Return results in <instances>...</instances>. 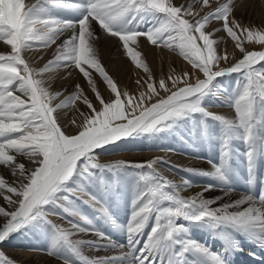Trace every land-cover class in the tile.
I'll use <instances>...</instances> for the list:
<instances>
[{
  "label": "snow or ice",
  "instance_id": "6c2138e0",
  "mask_svg": "<svg viewBox=\"0 0 264 264\" xmlns=\"http://www.w3.org/2000/svg\"><path fill=\"white\" fill-rule=\"evenodd\" d=\"M199 3L201 8L194 11L191 4L185 7L173 0H35L30 4L0 0V42L10 47L7 54H0V166L14 178L9 183L0 174V198L5 202L0 205V245L13 234L34 229L49 240L44 251L62 264H231V256L242 251L238 237L264 249V177L259 195L253 191L259 162L264 160V50L244 46L245 41L253 49L264 46V26H244L236 20L233 0ZM68 14L73 18H65ZM213 21H222V30L242 54L226 67L221 63L231 57L227 52L218 54L213 34L221 29L211 28ZM95 27L101 36L118 38L126 55L145 72L148 65L136 50L141 37L152 46L178 52L192 70L175 78L169 75L170 85L164 78L158 85L146 82L148 91L139 97L121 92L102 66ZM65 33L69 35L57 46L54 59L40 69L30 66L26 51L34 45L47 48ZM61 68L79 70L96 104L79 83L64 100H59L61 92L50 91L48 81L55 77L45 80L44 74ZM93 70L114 98L106 100L97 90ZM232 74H237L236 86L227 92L218 79ZM221 91L226 95L219 102L234 108V119L209 110ZM76 101L89 111L78 109L82 119L71 122L76 133L66 134L58 123L59 112ZM186 130L193 140L219 142V161H208L211 171L185 169L216 181L206 184L205 192L227 188L228 195L234 190L236 141L245 145L249 191L231 203L212 207L219 198L183 197L180 193L190 182L176 185L163 177L157 169L168 164L163 158L147 162L99 158V150L107 152L108 146H118L122 140L165 133L184 140ZM126 183L129 219L121 224L112 208L123 199L120 189ZM51 216L64 219L70 227L54 223ZM103 225L123 233L126 243L112 240ZM192 228L208 230L221 239V250L213 251L193 238ZM79 234L97 239H73ZM84 247L116 254L88 257ZM0 264L18 262L0 250Z\"/></svg>",
  "mask_w": 264,
  "mask_h": 264
},
{
  "label": "rangeland",
  "instance_id": "374dc122",
  "mask_svg": "<svg viewBox=\"0 0 264 264\" xmlns=\"http://www.w3.org/2000/svg\"><path fill=\"white\" fill-rule=\"evenodd\" d=\"M198 1L199 0H196V2H198ZM34 2H35V0H29L26 2V4H30V3H34ZM173 2L176 4H183L185 7H188L191 4L194 11H197L201 8V4L198 5L196 2L193 3V0H190V1L182 0L181 2H180V0H173ZM250 7H251L250 11H252L250 16L252 18H253V15L255 14V15L264 19V4H263L262 0H252ZM233 16L235 17L236 20H238L244 26H252L254 28H260V27L264 26L262 24H258V25L257 24H255V25L248 24L249 14H247V13L242 14L239 11L236 12V9L233 11ZM65 18H73V17L70 14H68L65 16ZM261 18H260V20H261ZM215 23H217L219 25H216ZM262 23L264 24V21ZM211 28H218V29H221L220 31H222V32L218 31V32H215L213 34V38L216 39L218 42L217 43L218 54H221L222 51L220 50L221 49L220 45L223 43L222 41H224L225 36H227L226 32H224L222 30V21H213L211 24ZM211 28L209 30H211ZM95 34H96V36L100 37L98 39V41L96 42V47L99 51V58L101 60L102 66L105 68V70L109 73V75L116 82V84H117L118 88L121 90V92H127L130 95H133L134 97H139L141 92H147L148 91L146 82H153L154 81L158 85L160 78L164 77L166 82L169 83V85H170L171 82L169 80H167L169 72H172L173 78H175L176 76H183L184 72L182 71V69H183V66L186 65L184 63L181 66V63H180V65H178V64H176V61H175L174 64H175V70L176 71L172 70V68L171 69L168 68V63L161 65V67L159 66V68H158V66L155 67V66L151 65V63L149 62V59L146 56L145 41L142 40L141 38L139 39V46L136 48V50L141 52V58L148 65V68H149L148 72H145L142 68H137L133 62L132 63L127 62V58H129V57L124 52L122 45L117 40V38H112V37H109L106 35L101 36V30L98 27H95ZM146 41H147V39H146ZM233 42L235 43V41H233ZM148 43L150 44V42H148ZM246 43H247V41H245V44H244L245 47H246ZM52 46H53V44L47 48H43V47H39V46L34 45V47L32 49H30L24 53V56L29 61V55H27L28 52L31 53L32 55H36L38 53L43 54V53H47L48 50L51 49ZM160 47H162V46H160ZM228 48L230 49V51H228V54L231 57V59L227 63L235 62L236 60L241 58L242 54L239 52L238 49L235 48V45L232 47L228 46ZM251 50H259V49L256 46L255 49L252 48ZM8 52L9 51H7L6 49H2L0 47V54H7ZM55 53H56V48L50 54L49 59L45 63L38 65L36 69H40V68L44 67L48 63V61L54 59ZM176 53L179 54L178 52H176ZM186 62H188V61H186ZM125 63L131 64V66L135 70H137V73H134L132 76H129L130 73L126 69ZM227 63L224 62V64H221V66H224ZM29 64H30V62H29ZM38 64H40V63H38ZM187 65L190 66L189 70H187L190 72L192 70V66L190 63ZM178 68H179V71H178ZM168 69H169V71H168ZM92 75H93V79L96 80L97 90L101 93V95L106 100L114 98V94L110 95V89L107 88L106 83L103 82V80L99 76V74L93 70ZM134 76H138V80L141 82L140 85H138L136 83ZM150 77H151V79H150ZM79 81H82V83L85 84L83 87L84 93L89 97V99L93 100L94 104H96L95 94L92 92L91 86L87 84V82L83 78L82 74L80 75L76 84L79 83ZM236 82H237V74L224 76V77H221L218 79V83L222 86V88L224 90H227V92H231L233 90V88L236 86ZM134 84L137 85V87L141 86L142 89L135 91L133 89V87L135 86ZM80 85L82 86V84H80ZM72 87H74V86H72ZM71 89L72 88H70V90L66 93H64V91L63 92L59 91V92L63 93V94H61V96L63 95V97L60 98L61 97L60 96L59 100H64V99L68 98L74 92ZM58 90L59 89H57V88L56 89L51 88L50 91L57 92ZM161 94H163V93H161ZM225 95H226V93L224 91H221L218 94L219 99L217 101H214L213 104L208 106L209 110L214 112V113H217V114L226 115L223 111L215 112V110H213V108L218 109L219 107H221L222 110L225 108L226 109L229 108L228 109L229 113L231 110L232 115H229V116L226 115V116L228 118L234 119L235 118L234 108L229 107V106H225L224 104H221L219 102L220 100H223L225 98ZM122 99H126V98L122 96ZM77 104H79V106L75 107V105H77ZM96 106L98 107L99 105L97 104ZM78 109L85 112V113H87L89 111L87 109V107L85 105H83V103L81 101H76L75 104L67 107L63 117H68V115H70L72 118H74V120L79 122L82 119V117L80 116V112L78 111ZM59 121H60V118L58 120V123H59ZM61 127H62V130H64L66 132V134H68V132H70L68 130V124L67 125H61ZM213 130L215 131V126H214ZM71 132H72L71 134H75L76 129L74 131H71ZM182 135L185 136L184 140H181L179 135H172V134H166V133L160 134V135L153 137L151 139L146 138V137H141L138 139L129 138V139L120 141L118 146H111V145L108 146L107 152H105L103 150H101V151L103 152L104 155H112V153H118V152H120V153H123V152L134 153L135 151H137L139 149L140 150L145 149L146 151H149V150L150 151H162V150L167 151V150L173 149V148H169L170 146L168 145L169 144L168 141L173 143V141H176V140L180 142L182 149L187 150L188 153L190 150L194 153L197 152V151H193L194 149H196L195 142L198 143L200 149H214V147L219 145V142L217 140H212L211 142H206V141L200 140V139L193 140V139L188 137L187 130L184 133H182ZM164 137H166V138H164ZM243 146H245V145L239 141L233 142L234 154L238 153V150L242 149ZM175 153H177V152H175ZM210 153H211V151H210ZM189 154H192V153H189ZM159 158H163V157H159ZM163 159L167 160L168 164H161V165H163L165 168H169V170H171V171L175 170L176 171L175 172L176 178L178 177L179 174H181L182 176L179 175L181 178L184 177L183 179L192 181V183L208 182L206 177H203L200 175H194V174H191V173L185 171V169H194V168L186 167L185 165L180 164L178 162H175L174 160H170L169 158H166V159L163 158ZM116 160H125V161H131V162H143L142 160L135 161L132 158H128V157L126 158V156H121L120 158L116 157ZM101 161L102 162H110V161H115V160L111 159V160H106V161L101 160ZM0 174H3V176L8 180L9 183L13 182L12 181L13 178L11 179V178H8V176H6L7 172L3 166H0ZM163 177L172 181V178L169 176H163ZM173 179H175V178H173ZM120 193H121L123 199L118 204H115L113 206L112 212H113V215H115V216L118 214V212L121 213L123 215V218L125 219V223H126L127 220L129 219V202H130V189H129V186L127 183L120 189ZM180 194L185 198L192 197V195H188V194L186 195V194H183L182 192ZM219 195H220V193H218V196ZM3 204H4V202H1V200H0V205H3ZM220 205H218V206H220ZM83 210H86L90 217L93 216V213L90 209L84 208ZM56 218H57V216H51L50 217V219L54 223L61 224V222H59L58 219H56ZM70 219H74V218H70ZM97 226H100V224L98 223ZM103 229L106 230V232H108V231L114 232L115 231V229H113L110 225H103ZM29 231L30 230H23L19 233L13 234L11 236V238L8 239L1 246L6 245L11 240H20V241H22L23 244H25L26 248H31L35 251H39L41 253L47 254L44 250L49 247V240L44 235L39 233L38 231H35L34 232L35 234H31L29 237H27ZM31 231L33 232L34 229H32ZM33 235H35V236L32 237ZM116 238L117 237H115L114 241L119 243V241L116 240ZM73 239H80V238H78V237L74 238L73 237ZM30 240H32V242L29 244ZM121 240L123 243H125V241H126L125 236H124V239H121ZM215 243H216V240L212 239L210 241V248L214 247L215 249H217V246L214 245ZM212 245H214V246H212ZM82 251L86 256L94 257L90 251H86L85 249H82ZM47 255L51 257V255H49V254H47ZM52 258H54V260H59L54 256H52ZM59 261H61V260H59Z\"/></svg>",
  "mask_w": 264,
  "mask_h": 264
},
{
  "label": "bare ground",
  "instance_id": "6f19581e",
  "mask_svg": "<svg viewBox=\"0 0 264 264\" xmlns=\"http://www.w3.org/2000/svg\"><path fill=\"white\" fill-rule=\"evenodd\" d=\"M25 1L27 2L29 0H25ZM181 1L182 0H180V2ZM186 1H190V0H186ZM251 1L252 0H234L233 1V9L234 10L236 9V12L239 11L242 14H245V13L249 14L248 24H251V25L262 24V25H264L262 23L264 21L263 18L255 15V14L253 15V18L250 16L252 13V11H250L251 10V7H250ZM220 2L221 3L226 2V0H220ZM262 2L264 4V0H262ZM196 3L198 5L200 4L199 1ZM260 18H261V20H260ZM215 24L219 25L217 23H215ZM220 32H222V31H220ZM68 35H69V33H65L64 35L60 36L56 40V42L53 44L51 49L48 50L47 53H43V54L38 53L36 55H32L31 53L28 52L27 55H29V62L31 64L30 66L36 69L38 65L45 63L49 59L50 54L55 50V48H57L58 45H60L67 38ZM141 39L145 41V52H146V56L149 59V62L151 63V65H153L155 67L158 66V68H159V66L161 67V65L168 63V68H170V69L172 68V70H175V64L174 63L176 61V64L180 65V63H181V66L183 65V63L186 64L183 66V69H182L183 72L189 70L190 66L187 65L189 63L186 62L184 60V58L181 57L176 52H173V51H171L167 48H164V47L152 46L146 41L145 38L141 37ZM117 40H118V38H117ZM222 42L223 43L220 45V47H221L220 50L222 51V53L223 52L228 53V51H230L228 46L232 47L235 45L233 40H231L230 37H228V36H225L224 41H222ZM0 47L2 49H6L7 51H10V47L5 46L2 42H0ZM257 47L259 50H264V46L257 45ZM246 48L248 50H251L253 47L249 42H247ZM127 62L132 63V61L129 58H127ZM38 63H40V64H38ZM232 63H234V62L227 63L222 67L229 66ZM221 64H224V62H222ZM125 67L128 70V72L130 73L129 76H132L134 73H137V70H135L131 66V64L125 63ZM168 71H169V69H168ZM178 71H179V68H178ZM68 72H72L71 77L68 76ZM51 75H54L55 78L48 81V84L50 85V90H51V88L52 89L57 88V89H59L58 91H62V92L64 91V93H66L70 90V88H72L71 90H73V91L75 90L74 87H72V86H74L76 84V82L79 79L81 74L79 73V70L61 68V69H53L51 72L45 73L43 78L47 80L48 76H51ZM169 75H172V72H169L168 76ZM162 78H164V77H162ZM134 79L137 81L138 76H134ZM79 84H82V88L85 85L84 83H82V81H79ZM133 89L135 91H137V90L142 89V87L141 86L137 87V85H135L133 87ZM62 97H63V95L60 98H62ZM58 101L59 100H57L55 102H58ZM77 106H79V104L75 105V107H77ZM66 109L67 108L60 110V112H59V118H60L59 123H60V125H67L68 124V130L70 131V132H68V134H71L72 133L71 131H74L76 129V126L71 123L74 120V118H72L70 115H68V117H63ZM228 109L225 108L222 110L221 107H219L218 109L213 108V110H215V112L223 111L227 116L232 115L231 110L229 113ZM164 138H166V137H164ZM168 143H169L168 145L170 146L169 148H173L172 150H167V151H165V150L150 151L149 150V151H146L145 149H143V150L139 149V150L135 151L134 153H129V152L120 153V152H118V153H112V155H104L103 152L101 150H99V151H101L99 158H100V160L106 161V160H111V159L116 160V157L120 158L121 156H126V158L127 157L132 158L135 161L142 160L143 162H147V161H150L152 159L163 157L165 159L169 158L170 160H174L175 162L183 164L189 168L203 169L206 171L212 170L211 164L208 163V161H215V162L219 161L220 152H219V145H217V144H216L217 146L214 147V149H200L198 143L195 142L196 149H194L193 151H197L198 153L197 152L194 153L190 150L189 153H192V154H189L187 152V150L182 149V146H181L179 141L176 140V141H173V143L168 141ZM244 150H245V146H243L242 149H239L238 153L234 154L235 157L232 160V164L234 166L235 173H234V176L232 178V184H231V187L234 190L232 192H230L228 195H225L227 188H224L223 190H221L220 188H217L213 191L205 192L204 186L206 184L216 183V181L212 180L211 178H207L208 182L192 183V181L183 179L184 177L181 178L179 176L181 174H179L178 177L176 178V174H175L176 171L175 170L171 171V170H169V168H165L163 165H158L157 169L161 173V175L171 177L172 181L176 185H181L184 183V181H189L190 182L189 187H187L186 189L181 191L183 194H186V195L188 194V195H192V196H195L198 194H203L204 198H212V197L219 198L218 203L212 205V207H218V205H220V204L231 203L235 199L239 198L242 194H245L249 191L248 185L245 183V181L247 179V173L245 170V158L243 155ZM210 151H211V153H210ZM175 152H177V153H175ZM25 159L26 158L18 157V160H20V161H24ZM26 166L28 167L27 164H26ZM6 172H7L6 176H8V178L12 179L13 176L10 174V172L7 169H6ZM261 177H264V160L259 162L258 174H257V183H256L254 190H253L254 195H257V196L259 195V192H260V178ZM173 178H175V179H173ZM218 193H220L219 196H218ZM0 200H1V202H4V200L2 198H0ZM84 211L87 213L86 210H84ZM114 218L117 220L118 223H121V224L125 223V219L123 218V215L119 212L116 216L114 215ZM56 219H58V221L61 222V225H63L65 228L70 227V225L64 219H61L59 217H57ZM0 224H2V221H0ZM35 231L36 230H34L32 232L30 230L28 232L27 237H29L31 234H35L34 233ZM104 231L106 232V230H104ZM106 233H108L113 240L115 239V237H117L116 240L119 241L118 244H125L126 243V241H125V243L122 242L121 239H124V234L121 233L120 231L115 230L114 232L108 231ZM191 235L193 238L197 239L201 243L208 245L209 247H210V241L212 239H215L216 243L214 245L217 246V249L212 247L211 249L213 251H220L222 248L221 239L214 238L213 234L208 230H201V229H197V228L196 229L192 228L191 229ZM34 236L35 235H33L32 237H34ZM77 237L80 238L81 240H96L97 239V237L95 235H90V234L89 235L79 234L77 236H74V238H77ZM238 240H239V244L242 248V251L237 252L231 256V264H264V249L256 246L254 243L250 242L249 240L245 239L244 237H238ZM31 242H32V240L29 241V244ZM214 245H212V246H214ZM0 247H1L0 250L4 251L10 258L17 261L19 264H62L61 261L54 260V258H52V256L50 257L47 254L41 253L39 251H35L31 248H26L25 244H23L22 241H20V240H11L10 242H8L4 246L0 245ZM83 249H85L86 251H90L94 257L116 254L113 252L94 251V250L87 248V247H84ZM125 250H127V249H125Z\"/></svg>",
  "mask_w": 264,
  "mask_h": 264
}]
</instances>
